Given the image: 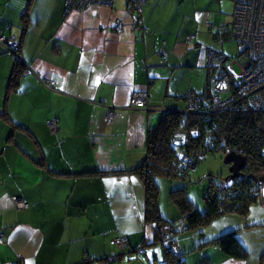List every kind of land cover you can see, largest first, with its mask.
<instances>
[{"label": "crops", "instance_id": "crops-1", "mask_svg": "<svg viewBox=\"0 0 264 264\" xmlns=\"http://www.w3.org/2000/svg\"><path fill=\"white\" fill-rule=\"evenodd\" d=\"M225 5L148 0L141 22L130 29L128 0L73 11L67 0H0V35L20 44L27 69L18 90L9 91L14 58L0 43V264L114 258L122 250L115 244L119 236L127 238L128 248L151 246L156 225L145 223L144 182L115 173L137 168L147 156L149 130L165 111L186 109L188 95L202 91L213 76L208 33L216 30L221 42L234 38L233 14ZM116 20L127 25L122 32ZM48 79L56 81L57 91L44 86ZM137 91L148 92L147 107L130 105ZM53 119L59 123L56 137L49 129ZM159 183L162 215L178 220L169 195L173 182ZM16 199L29 207L19 210ZM215 223V234L181 236L182 248L239 230L251 252L248 260L214 246L203 253L213 264H261L262 231L246 226L264 223L262 204L246 219L229 215ZM198 259L190 255L187 264Z\"/></svg>", "mask_w": 264, "mask_h": 264}, {"label": "trees", "instance_id": "trees-1", "mask_svg": "<svg viewBox=\"0 0 264 264\" xmlns=\"http://www.w3.org/2000/svg\"><path fill=\"white\" fill-rule=\"evenodd\" d=\"M232 33L235 38L233 24ZM18 45L19 56L5 47L14 58V66L9 78V91L18 90L21 77L27 70L21 46L19 43ZM226 60L225 55V62ZM216 71V68H213L212 72L216 73ZM232 89L235 91V87ZM194 93L206 97L212 95L210 94L211 79L207 81L202 91ZM240 102V105H246L242 100ZM205 103H207L205 108H209V101ZM185 110L165 111L159 124L148 132L145 160L134 170L115 173L135 174L144 182L145 223L156 225L155 239L149 244L151 245L149 247L153 248L151 256L149 257L146 251V244L129 250L127 238L124 237L126 244L124 247L118 246L122 250L116 257L95 260L86 258L82 264H114L121 261L127 253L146 255L148 264H187L188 256L193 254L199 256L197 264H213L211 259L203 253L209 246L219 248L230 258L241 261L249 259L251 252L239 238V230L227 231L208 240L202 239L189 251L182 248L180 240L181 236L187 232L200 231V234L204 236L205 228L225 216L235 215L246 219L251 208L262 201V186L259 178L264 175V109H248L245 112L227 110L210 114L187 113ZM5 115L8 114L5 113ZM11 123L13 128H20L17 123ZM228 151L244 154L247 163L239 176L234 178L226 179L227 176L224 177V175H210L211 182L203 195L204 209L201 210L189 194V185L193 182L190 174L196 170L198 163L207 154L219 152L225 156ZM182 152L192 160V166L183 162ZM102 173L110 174V172ZM163 178L173 182L169 195L170 202L180 213L178 220H169L162 215L159 182ZM184 225L186 228L183 229ZM166 226L173 231V240L178 251L169 249L164 241L162 229ZM259 226L262 225H247L246 229ZM158 246L162 252L156 251L155 248ZM260 263L264 264V252L261 254Z\"/></svg>", "mask_w": 264, "mask_h": 264}, {"label": "built area", "instance_id": "built-area-1", "mask_svg": "<svg viewBox=\"0 0 264 264\" xmlns=\"http://www.w3.org/2000/svg\"><path fill=\"white\" fill-rule=\"evenodd\" d=\"M114 0H67V10H84L95 5L110 6ZM133 9V22L128 24L130 29L135 28V24L141 22V12L148 0H128ZM235 3L233 28L236 42L239 47V54L242 73L237 75L232 70L224 67L225 55L210 52L208 63L216 68V73L211 77L212 95L200 96L194 92L188 95V107L185 112L215 113L219 111H247L248 109H264V0H232ZM117 32H122L127 25L121 21H115ZM0 43L6 48L18 54V42L14 37L0 35ZM44 86L52 91H57L56 81L52 79L43 80ZM235 87V91H233ZM209 101V108H205V102ZM246 105H240V101ZM240 102V103H239ZM149 94L146 91L134 92L130 98V105L133 107H147ZM114 111H109L107 121L112 122ZM59 125L57 119L49 122V129L52 136L56 137ZM183 162L193 165L192 160L181 155ZM19 210H25L29 204L23 199L15 200ZM186 225L183 226V229ZM162 234L167 247L173 251H178V247L173 240V231L169 226L162 229ZM3 242V235H0V243ZM115 244L124 247L126 239L117 237Z\"/></svg>", "mask_w": 264, "mask_h": 264}, {"label": "rangeland", "instance_id": "rangeland-1", "mask_svg": "<svg viewBox=\"0 0 264 264\" xmlns=\"http://www.w3.org/2000/svg\"><path fill=\"white\" fill-rule=\"evenodd\" d=\"M224 1L226 2L224 9L226 13L229 14L228 15L229 17H231L233 14V21H234L235 4L232 0H224ZM215 31L216 30L208 33V38H209L208 44L210 49L214 50V52L215 51L223 52V54L227 56V60L224 63L225 68H227L228 70H232L237 75L241 74L242 66L241 63L239 62L240 60L239 47L237 42L235 41V38L232 37H229L227 39L224 38L223 41L221 42L217 39V37H215L216 35ZM229 169L230 167L224 162V155L219 152H213L207 154L205 158L198 163L196 170L191 172L190 177L193 182L189 185V194L191 198L195 201V203L200 207L201 210L204 209L203 195L205 191L209 188V184L211 182L210 175H215V176L224 175V177H226L229 174ZM262 198H263L262 201H260L258 204H262L264 206V197L262 196ZM254 210L258 211L259 208H255ZM215 222L211 226L205 228L204 231H207V235L217 233L218 225ZM250 223L252 222L250 221ZM261 225L262 226L258 227V229H261L262 231L260 232L259 235L261 236V238H264V223H262ZM186 234L188 237L193 234L194 236L197 235L201 236L200 231L187 232ZM250 245L251 247H254L252 243H250ZM128 249L133 250L132 248H128ZM155 249L157 252H162L161 251L162 249L160 247H157ZM146 251H148V255L150 257L153 249L147 247ZM263 252H264V248L261 253ZM147 259H148L147 256L144 254L127 253L125 254L124 258L121 261H118L117 263L114 264H148Z\"/></svg>", "mask_w": 264, "mask_h": 264}, {"label": "water", "instance_id": "water-1", "mask_svg": "<svg viewBox=\"0 0 264 264\" xmlns=\"http://www.w3.org/2000/svg\"><path fill=\"white\" fill-rule=\"evenodd\" d=\"M224 162L230 165L229 175L226 177V179H230L239 176L240 171L247 163V158L244 154L228 151L224 156ZM259 183L262 186V195L264 197V175L259 178Z\"/></svg>", "mask_w": 264, "mask_h": 264}]
</instances>
